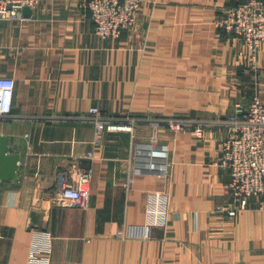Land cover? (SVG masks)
Wrapping results in <instances>:
<instances>
[{
  "label": "crops",
  "instance_id": "0c3cea01",
  "mask_svg": "<svg viewBox=\"0 0 264 264\" xmlns=\"http://www.w3.org/2000/svg\"><path fill=\"white\" fill-rule=\"evenodd\" d=\"M87 1L40 0L31 14L0 19V76L15 80L0 134L20 153L18 179L0 182V264H264L261 201L251 197L235 218L224 209L223 127L207 125L202 137L160 128L161 175L135 170L133 141L150 140L149 124L105 131L96 145L92 124L46 118L97 106L213 120L247 108L256 91L264 101V43L255 81L243 43L216 25L242 0H143L119 37L94 32ZM70 165L91 171L86 208L58 201L57 174ZM156 191L168 199L166 225L129 237Z\"/></svg>",
  "mask_w": 264,
  "mask_h": 264
},
{
  "label": "built area",
  "instance_id": "2783aa9c",
  "mask_svg": "<svg viewBox=\"0 0 264 264\" xmlns=\"http://www.w3.org/2000/svg\"><path fill=\"white\" fill-rule=\"evenodd\" d=\"M40 0H0V19L21 16L25 6L33 7ZM143 0H88L86 7L94 23V32L101 36L119 37L123 30L132 28L138 18ZM216 25L229 37L239 39L244 50L242 55L254 80L257 81L258 57L264 43V0H242L225 7ZM15 80L0 76V119L11 115ZM50 121L90 123L94 127V141L98 145L105 131L133 132L140 124H149L153 135L148 141H133V159L136 171H152L166 174L168 145L159 141L160 128L187 130L192 128L197 137H202L207 125L225 129L226 135L219 141V161L230 168V179L225 186L229 203L224 206L227 215L235 218L247 207L251 197H256L264 207V101L257 91L247 108L238 107L233 113L213 120L187 117H150L127 113L124 115L103 114L93 106L81 114L50 115ZM93 157V152H89ZM90 169L70 165L57 174L58 201L79 208H86L90 196ZM167 196L161 191L153 192L146 210V221L132 225L129 237L147 239L156 226L166 225L168 219ZM29 256L33 263L36 250Z\"/></svg>",
  "mask_w": 264,
  "mask_h": 264
},
{
  "label": "water",
  "instance_id": "95a60500",
  "mask_svg": "<svg viewBox=\"0 0 264 264\" xmlns=\"http://www.w3.org/2000/svg\"><path fill=\"white\" fill-rule=\"evenodd\" d=\"M25 14H31L32 9L29 6L23 8ZM10 138L8 135L0 134V182L18 179V168L20 153L11 152ZM32 221L38 222L37 214L32 213Z\"/></svg>",
  "mask_w": 264,
  "mask_h": 264
},
{
  "label": "rangeland",
  "instance_id": "374dc122",
  "mask_svg": "<svg viewBox=\"0 0 264 264\" xmlns=\"http://www.w3.org/2000/svg\"><path fill=\"white\" fill-rule=\"evenodd\" d=\"M262 99V98H261ZM263 101V100H262Z\"/></svg>",
  "mask_w": 264,
  "mask_h": 264
}]
</instances>
